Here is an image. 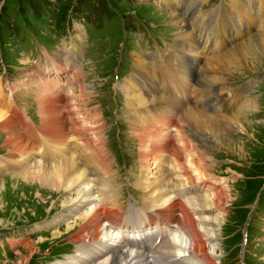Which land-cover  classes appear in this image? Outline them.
Here are the masks:
<instances>
[{
	"label": "rangeland",
	"instance_id": "rangeland-1",
	"mask_svg": "<svg viewBox=\"0 0 264 264\" xmlns=\"http://www.w3.org/2000/svg\"><path fill=\"white\" fill-rule=\"evenodd\" d=\"M162 1L165 2L166 6L172 8L173 11L171 9L165 10L161 4L160 7L164 11L163 9L159 10L156 3H149L146 0H0V86L3 90L5 87L2 92L4 100L0 102V107L8 109L9 114L11 105H14L19 110L22 120H24L22 114H28L36 123L39 122V119V123H41L40 108L44 109L46 104H49L47 99L50 96L53 98L58 96L54 99L51 98L50 101L51 108L55 110L56 115L59 114L58 116L60 117L65 115V117L72 118L67 113L68 107L66 105H69L68 109L73 111L71 106L73 102L78 105L80 111L75 121L70 118L68 121L65 120L67 126H72L70 124L72 121V123L83 124L84 120H81L83 116H92L93 114L98 116L100 121L92 119L87 121L93 128V132L98 131L100 133L104 142L103 155L105 158H103L104 160L106 159V164L110 165L111 168L109 177L117 182V188L120 191L119 205L124 206L134 199L137 200L135 201L139 205L138 200L141 198L143 200L145 197L141 194L142 189L137 187L136 183L140 177L141 179L145 177V173L140 171V167H142L140 140L136 137L137 135L133 130L134 125L131 121L135 119L132 114L135 111L132 110L133 107L128 106L126 101L125 88L128 86L126 80L130 83L134 80V76L136 81L140 77L142 72L136 71V63L132 60L134 59L136 62L138 54L142 53L144 55L143 50L151 56V59H146L151 64L147 62L146 64L150 66L149 73L153 74L154 80L158 81L160 76H166V79H168L169 73L167 70L169 69L173 71V76L175 77L176 65L170 61L169 57L176 55V50H181L176 47L178 46L177 44L175 45L176 41L180 40L176 34L178 31H185L187 29L186 26L189 24V28L193 29L192 35H196V38L200 40V47L196 46V48H199L198 52H200V55L196 52H185L186 59L184 64L188 66V71L185 72L187 78L190 82L195 80V88L197 85H199V88L202 85L204 86V84H196V82H203L206 78L209 81H213L211 77L214 76L223 79L219 82L210 81L209 83L208 81L210 84L209 105L214 108L213 112H216L215 110L221 104L228 105V102L224 103L222 85L225 86L224 92L234 93V99L230 103L229 114H236L237 109L249 98L256 103V108L252 113L247 114L246 109L243 112L244 114L246 113L248 118V121H243L251 123H245L244 125L247 130L249 129V133L240 136L238 130L234 128L229 132L234 140H238L237 147L241 149L240 153L236 152L237 149L232 146L230 148L218 147L211 140L202 139L200 133L194 134L197 141L208 148V154L212 158L209 166L213 167L211 172H214L215 175L211 177L213 179H210L221 181L215 183L214 189H209L215 191L220 187L227 186L229 191L226 206L222 209V212H225L224 219L222 218L217 225L218 245L215 249L217 255L215 260L218 264H242L244 243L240 244L242 241L240 240V231L244 217L250 204L251 207L254 206L252 204L253 197L258 193L264 196V188H261V184L264 181V54H262V51H256L253 58L251 55L246 63L239 64L237 67L234 66L231 69L232 72H217L213 73L214 75L212 72L206 71L202 67L201 62L205 57L220 55V53L215 54L214 40H219L218 45L224 41L221 37L220 27L222 25L219 26L216 39L212 38L213 46L210 43L212 40L206 38L210 29L207 19L211 15V11L216 13L217 8L223 5L229 10V13L233 12L230 20L222 19L224 17L223 14L227 15V13L219 12L214 15V17L222 16L215 24L224 21L226 24L223 23V26H227V29L236 26V35L237 37L241 36V39L240 41L234 39L229 44V47L232 48L233 45L256 34L261 28L262 30L264 29V7L260 9L257 0H246L251 5L249 8L243 5L245 0H239L240 5L237 6L238 8H232L231 11L228 5L230 0ZM179 5L183 6V8L179 7L181 11L176 10ZM253 9L260 14V17H255L254 19L253 16L256 14L252 11ZM203 13L210 15L207 18L203 16ZM176 15L184 17L180 28L179 24L177 26L172 24V17ZM242 22L247 23L249 26ZM67 29H69L70 33H66ZM137 31L139 32L137 33ZM230 33L233 34V30H230ZM208 43L211 46H208ZM142 46L148 50L152 48V52L148 53L147 50L141 49ZM67 49L69 54L66 56L79 61V67L84 74L77 76L72 66L69 75L71 78L64 80V78L56 74H59L61 70L60 62L68 64L65 57ZM162 51L164 52L163 54ZM158 53L159 56L157 55ZM57 55L65 58H56L55 56ZM51 58L53 59L54 67L59 68L50 79L45 73L43 75L40 72H44L47 67L54 69L49 64L51 63ZM154 60L161 63L155 62L152 64ZM199 60L200 64L197 66ZM115 61L120 66L118 69L119 76L116 80L113 79V75L116 76ZM163 62L166 63L162 64ZM127 66L129 76L133 74L130 79L128 77L124 78L128 74L124 75ZM198 71L196 80L194 74ZM205 72L209 75H206ZM67 73L69 74V72ZM38 78L37 88L35 84ZM254 78L256 80L252 84ZM55 80H58L57 83H54ZM140 82L142 81L140 80ZM84 84L90 86L91 88L89 89L93 92V95L88 100H84V96L80 93V88ZM11 85L13 90L9 89ZM60 85L64 86L66 91L58 90L57 87ZM181 85L183 84L175 78L169 91L174 89L172 93L178 95ZM245 85H248L246 93H244ZM144 86L146 87V85ZM153 86L155 84H152ZM175 86L176 88H173ZM49 89L54 94L49 93ZM196 89L198 90V88ZM72 90L78 95L77 101H73ZM12 92H14V95ZM6 93L11 95V99H9L10 95ZM55 93L57 94L55 95ZM61 93H63V98L60 97ZM66 93L70 95L67 96ZM191 93L192 91H190V95H192ZM135 95L142 97L138 93H135ZM179 95L183 96L186 102L190 98L186 92L185 95L179 92ZM115 97H119V99L123 97L130 110L125 108L123 100L120 108H118L120 103L115 106L114 104L117 103ZM66 99H68V102L62 104L61 100ZM42 101L43 103H41ZM57 101H60V105ZM206 101H201L197 107L212 114L208 108L209 105L205 104ZM192 104H194V101H192ZM192 104L183 105L188 107L192 106ZM229 114L225 113L223 115ZM117 125L120 126V130ZM36 127L33 123V133L38 135L39 131H37L38 127ZM149 129L151 130L150 126ZM161 129V132L165 131V133L171 135L172 129L175 130V126H170L169 124L162 126ZM185 129L188 132V128L185 127ZM18 132L24 133L19 122H15L13 128L4 126V128L0 129V239L4 236L5 241H7L4 245L0 241V264L63 263L69 255L77 257L81 254V251L78 250V246L82 245L81 242L73 240L81 222L77 221L70 230L66 231L65 225L69 221H73L77 214L74 215L69 211L70 208L68 209L65 205L60 206L63 197L73 194V191L60 190V192H55L49 189L48 186L40 184L38 180L31 179L26 181V179L23 178V180L22 177L20 178L16 174L18 170L26 167V164L34 162L35 159L37 161L43 159L41 158V148L39 151L36 148L37 150L35 149L31 153L27 152L29 154L23 152L11 153L15 144L8 143L7 138L15 135V138L18 139ZM7 133H11V136ZM121 134L123 135L122 145L119 141L117 142L118 135L121 141ZM163 136L164 134L158 138ZM37 138V141L40 142L41 138L38 136ZM72 139L67 137L65 142L75 144L76 141ZM46 143L48 142L44 144L46 145ZM107 146L110 147V150ZM118 146L119 149L117 148ZM106 148L109 150V154ZM171 151L173 152V150ZM76 154L79 155V153ZM25 158H27L26 162H24ZM168 158L170 159V157ZM43 161L51 163V160L45 158ZM168 164L167 166L169 167ZM216 174H224L223 177L229 183L227 184L225 179L219 178ZM176 175L180 176L177 173ZM173 180L176 184L180 182V180H176V177ZM211 185L213 186V184ZM129 204L135 205L132 202ZM261 205L264 206V197L260 199ZM256 207L255 213L251 216V218H255L249 226L246 260L244 259L246 264H264V208L258 210L257 213ZM214 214H217V212L213 210L209 215L213 216ZM4 228L7 230H3ZM54 232L59 233L53 234ZM27 242L29 244H26ZM27 245H30V251L27 250ZM58 247L59 249H56ZM20 252L21 255L19 254ZM80 260L81 264H96V260L89 262ZM77 262L79 263L78 257Z\"/></svg>",
	"mask_w": 264,
	"mask_h": 264
},
{
	"label": "bare ground",
	"instance_id": "bare-ground-1",
	"mask_svg": "<svg viewBox=\"0 0 264 264\" xmlns=\"http://www.w3.org/2000/svg\"><path fill=\"white\" fill-rule=\"evenodd\" d=\"M257 3L260 9L264 7V0H257ZM228 5L231 11L232 8H238L237 6L240 3L239 0H230ZM219 12L227 13V15L223 14L224 17L215 16V18L214 15ZM210 13L211 15L203 13V16L207 18L210 15L207 19L210 22V29L206 38L216 39V33L219 30V26L222 25L220 28L223 40L227 26H223L224 21L217 24L215 22L221 17L223 20H230L233 12L229 13V10L220 5L216 13H212V11ZM172 18V24L176 26L179 24L180 28L184 17L176 15ZM186 27L185 31H178L176 34L180 40L176 41L175 45L177 44L178 46L176 47L181 50H176V55L169 57L170 61L176 65L175 77L173 76V71L169 69L167 70L169 73L168 79H166V76H160L158 81L154 80L153 74L149 73L150 66L141 58V54H138L135 62L136 71L142 73L137 81L135 76L130 83L126 80L128 85L125 88L126 101L129 107L134 108L132 110L135 112L132 114L135 119L131 121L134 125L133 130L137 135L136 137L140 140L142 155L140 171L145 173V177H142V179L140 177L136 183V186L142 189L141 194L145 197L138 207L129 203L125 206L119 205L120 191L117 188V182L109 177L111 168L110 165L106 164V159L104 160V142L100 133L96 130V132H93V128L87 121L88 119L100 121L98 116L93 114L92 116L84 117L81 114L83 116L81 120H84L83 124L72 123L80 114L78 105L75 102L71 104L73 111L68 109L69 105H66L68 107L67 113L72 118L65 117V115L60 117L58 116L59 114L56 115L50 104L51 98L54 99L58 96L54 98L50 96L48 99L46 98L49 104L46 101L45 108H40L39 114L42 118L40 125H37V128L34 124L37 131H39L37 135L33 133V123L22 120L17 107L11 105V115L9 116L8 109L0 107V129L4 128V126L13 128L15 122H19L24 130L23 134L17 133L18 139L15 138V135L7 138L8 143L15 144L11 153H31L36 148L38 151L41 148V158L51 160V163L45 162L43 159L39 161L35 159L34 162L29 164L25 163L27 166L18 170L16 174L20 178L26 179V181L31 179L38 180L40 184L48 186L49 189L55 192H60V190L73 191L74 196L72 197L73 194L64 196L60 206L65 205L68 209L70 208L69 211L74 215L77 214L73 221H69L65 225L66 231L70 230L77 221L81 222L73 237L74 241H80L82 244L78 246L81 254L78 253L79 255L77 256L79 263L75 255H70L68 260L59 264H81L80 259L82 261L86 260V262L96 260V264H218L215 260L217 256L215 249L218 245L217 225L222 218L224 219L225 212H222V209L226 206L229 191L227 186L220 187L215 191L209 189L213 188L217 181H221L217 179L211 180L213 179L211 177L215 175L214 172H211L213 167L209 166L212 158L208 154V148L205 145H201L194 137V134L200 133L202 139L211 140L218 147L230 148L232 146L237 149L236 152L240 153L241 149L237 147L238 140H234L229 132L234 128L238 130L240 136L249 133V129L247 130L244 126L246 121H248L246 113H252L256 108V103L249 98L237 109L236 114L232 113L229 115L210 114L197 107L202 101L201 99L207 100L210 91H205L203 88L197 90L195 86L191 88L192 82L189 81L185 74L188 71V66L184 64L186 59L185 52H196L200 55V52H198L199 48H196V46L200 47V40L196 38V35H192L193 29L189 28V24ZM68 51L67 49L66 55L69 54ZM256 51H262V54H264V29L262 30V28L253 36L233 45L232 48L220 55H213L209 58L204 55L205 58L203 57L204 60L201 62L202 67L206 71L212 72V74L217 72L229 73L232 72L231 69L234 66L237 67L239 64L246 63L251 55L253 58ZM52 60L51 58L50 64L56 72L59 67L55 68ZM66 60L69 70L73 66L72 68L77 76L84 74L79 67V61L68 56H66ZM162 61L164 60L162 59ZM67 72V70L63 71V73L68 74ZM205 73L209 75L207 72ZM175 78L183 84L181 85V90L178 91L184 95L186 92L190 96L188 100L194 101L192 106L185 107L183 104H186V100L183 98L181 99L182 103L177 102L180 95L173 94L174 89L169 91ZM211 79L213 80H210L211 82L223 80L222 78H216V76L211 77ZM57 81L53 82L57 83ZM208 81L206 78L203 82L199 81L196 84L210 85V81L209 83ZM152 84H155V86L152 87ZM57 88L60 91H66L62 85ZM89 88L91 87L87 84L82 85L80 88V93L84 96V100H88L93 95ZM3 91L0 86V102L4 100ZM72 91L73 101H77L78 95L74 90ZM190 91H192V95H190ZM49 93H52L51 89H49ZM135 93L140 94L142 97L135 95ZM62 94H60L61 98H63ZM225 94L229 95L230 92ZM66 95L69 96L70 94L66 93ZM57 102L60 105V101ZM67 102L68 99L61 100L62 104ZM245 109L247 112L244 114ZM69 118L73 120L70 123L72 126H67L66 124ZM169 124L170 126H175V130L172 129V134L169 135L165 131L161 132V127ZM185 127L188 128V132ZM7 134L11 136V133ZM163 134V137L158 138ZM37 136L41 138L40 142L37 141ZM207 136L211 139L207 138ZM67 137L73 138L76 143H66L65 138ZM45 142L48 143L45 145ZM76 153H79V155ZM26 161L27 158H25L24 162ZM176 173L180 174V176L176 175ZM174 177H176V180H180L178 184L174 183ZM147 207L151 208V212L157 211V215L163 218L159 222V226L170 231L172 238L163 243L159 249H156L154 255H146L142 251L123 250L117 247L115 245L116 239L113 237L114 232L116 233L117 230H120L121 228L119 227H122L125 221L128 228L130 227L129 229H131L132 224H135L142 214L149 216L148 212L143 211ZM213 210L217 214L209 215ZM80 211L81 213H79ZM134 231L141 232L143 229L137 227ZM56 233L59 232H54L53 234ZM26 244H29V242ZM29 246L27 245L26 248L30 251ZM19 254L21 255V252ZM149 256H153L155 261L148 258Z\"/></svg>",
	"mask_w": 264,
	"mask_h": 264
}]
</instances>
